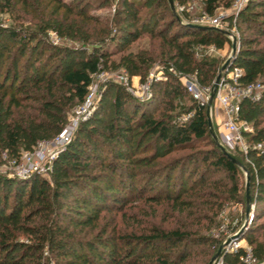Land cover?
I'll use <instances>...</instances> for the list:
<instances>
[{
  "label": "trees",
  "instance_id": "obj_1",
  "mask_svg": "<svg viewBox=\"0 0 264 264\" xmlns=\"http://www.w3.org/2000/svg\"><path fill=\"white\" fill-rule=\"evenodd\" d=\"M201 3L202 14L193 17L178 13L177 6L173 10L169 0L140 4L120 0L117 16L127 24L125 28L110 36L109 44L100 40L80 50L50 44L42 33L0 27L1 163L3 151L18 161L58 137L67 127L68 112L85 103L93 77L107 71L109 63L115 70L123 69L128 79L141 76L144 81L151 58L127 55L112 62L108 46L124 47L136 41L159 11L170 18L157 34L161 54L166 56V79L152 84V95L135 97L126 86L109 81L96 111L79 124L44 173L0 174V264H183L193 245L210 240L181 230L154 227L129 232L99 228V223L143 197L148 202L172 201L183 209L187 203L181 202L185 194L181 189L192 184L194 177L201 185H209V173L224 177L225 184L221 179L210 184L219 185L221 196L235 201L245 172L254 190L250 205L254 202L256 212L264 211V0H247L224 18L227 32L196 20L215 17L220 7H232V0ZM233 28L241 31L240 46L228 71L242 70L241 86L261 87L258 97L241 100L238 120L253 129L242 131L247 149L235 154L213 133L208 103L197 102L180 80L188 76L200 87L212 88L222 67L207 56L199 58L198 51L230 45ZM45 29L64 34L57 26ZM106 107L111 109L110 116ZM140 150L153 152L137 156ZM179 151L188 154L154 164ZM136 165L151 166L141 173L145 182L141 187ZM159 167L167 191L145 194L153 191L151 181ZM175 170L180 175L171 184ZM244 238L251 251L240 246L224 252L226 264H242L249 256L264 262V233H247Z\"/></svg>",
  "mask_w": 264,
  "mask_h": 264
},
{
  "label": "rangeland",
  "instance_id": "obj_2",
  "mask_svg": "<svg viewBox=\"0 0 264 264\" xmlns=\"http://www.w3.org/2000/svg\"><path fill=\"white\" fill-rule=\"evenodd\" d=\"M9 1L0 0L1 28H14L37 34L42 33L43 35L41 34L40 36H43V38L45 36L48 43L72 49L80 50L87 46L90 47L92 44L100 42V40H106L108 43L110 36L120 33L119 28H125L127 25L123 24L117 16V7L120 5V0ZM134 1L140 4L149 0ZM246 1L232 0V7H220L216 15L220 14L227 18L229 15L235 14L238 8L244 7ZM180 2L181 0L174 1V6H177L176 11L178 13H189L193 17L202 14L201 0H188L186 4H179ZM150 9L149 7L146 8V10ZM159 12V16L148 21L149 26L145 28V31L136 41L124 47L116 43L108 46V50L112 55V62H118L122 56L127 55L135 56L140 54L151 58L146 79L143 81L141 76L128 79L123 69L115 70L109 63L110 68L107 71L93 77L88 96L92 104L89 107H84V110L83 105H77L68 112L67 128L71 131L73 130V134L79 124L87 120L96 111L98 101L109 81L119 83L125 79L130 85L128 86L131 89L130 92L135 97L143 98L147 92L152 95L151 86L155 81L159 80L157 78L163 76L166 62V56L161 54L163 52L162 40L157 37V34L170 21L168 15L162 16L161 11ZM200 21L204 25H211L208 19ZM48 25L59 27L64 34L59 35L52 29L46 30L47 28L45 29V27ZM230 32L232 43H236V48L238 49L240 46L238 37H240L241 31L233 28ZM231 44L225 45L223 49L214 47L201 49L198 51V56L199 58L207 56L222 67L233 56V45L231 46ZM262 44H264V39ZM256 92H259V88H257ZM203 100H206L205 97ZM105 110L107 115L110 116L111 109L106 107ZM209 116L213 124V133L228 151L235 154L237 150L245 151L247 149V143L244 138L240 143L231 145L232 147H228L223 143L222 134L226 133L225 123L227 116L224 108L220 106L216 98L211 104ZM249 127L253 129L251 125ZM244 129L245 127L239 124V130L243 131ZM147 142L149 141L145 143ZM56 148L50 142L41 143L35 151L36 153H44V158L41 159L36 154L29 158L28 154L25 153L18 161L10 159L7 152L3 151L1 154L0 174L13 177L21 172L23 176L32 170L35 164L44 167L50 155L56 152ZM152 152V150H140L137 156H146ZM186 154H188V151H179L173 155L158 159L154 164L160 162L162 165L167 164L170 163L168 162L170 158ZM150 167L146 165H136L134 167L140 174L138 179L140 181H137L139 187L145 183L141 173ZM155 171H157L156 177L151 181L154 184V189L153 191L147 190L145 194H162L167 191L164 183L165 175L162 169L159 167ZM179 175L178 170L173 172L171 184L176 182ZM184 179L188 180V177L185 176ZM195 179L196 177H194L193 183L188 185V187L181 189L185 192L181 197V202L187 203L183 209L176 206V203L172 201L148 202L143 197L141 200L133 202L130 207H127L122 212L107 215L99 223V228L107 227L110 230L111 228H116L122 231H138L142 233L144 230L148 231L150 228L157 227L163 230H181L193 237L201 236L210 240L209 244L193 245L190 249L189 258L183 264H226L222 254L229 250L231 252L240 246L247 248L250 252V247L244 236L247 233L255 236H260L264 233V211L256 212L254 202L250 205V198L252 199L254 196V190L249 188L248 200L247 174L244 172L239 178V194L238 199L235 201L226 199V195L221 196V191L217 189L219 185L216 187L215 184H210L220 179L225 184L224 177L218 173H209L206 176V181L209 185H201ZM248 206L250 207L249 212L247 211ZM242 264H264V262H258L248 257L243 260Z\"/></svg>",
  "mask_w": 264,
  "mask_h": 264
},
{
  "label": "built area",
  "instance_id": "obj_3",
  "mask_svg": "<svg viewBox=\"0 0 264 264\" xmlns=\"http://www.w3.org/2000/svg\"><path fill=\"white\" fill-rule=\"evenodd\" d=\"M238 10L240 9L238 8L237 11ZM202 17L200 18V20L208 19V22L211 24L210 25L211 27L226 32L229 31L228 23L224 21L223 15L218 14L213 18H209L206 15H204V18ZM200 20H196V21L201 22ZM228 70L229 69H227V71L222 75L220 79L215 98L219 102L220 106L224 108L227 116V120L225 123L226 133L222 134L223 143L228 147H232L231 145L238 144L243 139L242 131L239 130V124H242V126L245 127L244 131H250V132L252 131L249 125L240 123L238 120V113L240 110L241 100L247 97H258L260 95L261 87L259 85L247 86V87L241 86V84L239 83V77L242 74V70L239 68H234L231 71ZM171 72L173 74H176V72L172 69ZM157 79L162 80V79H166V77L163 74V76ZM180 80L185 86L186 90L192 95V97L197 102H201V103L209 102L211 93L213 91V87L212 88L200 87L196 83V81H194L191 77L188 76H181ZM121 81L122 82L119 83L121 85L126 86L128 90L131 91V89L128 87L130 85H128L126 80L123 79ZM257 88H259V92H256ZM149 96H150V92L145 93V97H149ZM204 97L206 100H203ZM90 101L91 100H89V98L87 97L85 103L83 104V110L84 107L86 106L89 107L92 104ZM72 132L73 130L71 131L69 130V128L66 127L58 137H56L54 140L50 142L53 146H56L57 148H56V152L50 155V158L48 159L46 165L43 167L35 164V166H33V169L27 172L26 174H29L30 172L44 173L46 170V166L54 159V157L57 155V152L71 141L73 135ZM27 154L29 158L34 154L38 155V157L41 159L44 158L45 156L44 153H40V152L36 153V151L31 154L30 153ZM22 174L23 173L19 172V174H17L16 176L24 177L25 175L22 176ZM234 250L231 252H234ZM249 258H251V256H249Z\"/></svg>",
  "mask_w": 264,
  "mask_h": 264
},
{
  "label": "water",
  "instance_id": "obj_4",
  "mask_svg": "<svg viewBox=\"0 0 264 264\" xmlns=\"http://www.w3.org/2000/svg\"><path fill=\"white\" fill-rule=\"evenodd\" d=\"M169 3L171 5V8L173 10H175V6H174V1L173 0H169ZM213 29H216L214 27H212ZM236 51V43H233V52L235 53ZM233 59H234V56H232L230 59H228L225 64L222 66L221 70H220V73L218 74L216 80H215V83L213 85V91L211 93V96H210V100L208 102V119H209V125L211 126L212 122H211V119H210V116H209V109L211 107V104L213 103L214 99H215V96H216V92H217V89H218V84L220 82V79L222 77V75L227 71V69L229 68V65L233 62ZM230 156V155H229ZM231 157V156H230ZM232 158V157H231ZM233 159V158H232ZM235 160V159H233ZM236 161V160H235ZM247 197H248V200H249V184H247ZM249 205V204H248ZM249 209L250 207L248 206L247 207V211L249 212Z\"/></svg>",
  "mask_w": 264,
  "mask_h": 264
}]
</instances>
